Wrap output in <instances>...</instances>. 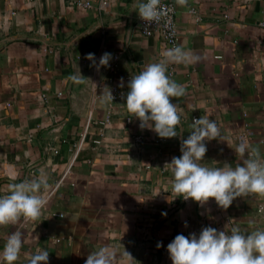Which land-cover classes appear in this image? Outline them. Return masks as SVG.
Segmentation results:
<instances>
[{"label": "crops", "instance_id": "1", "mask_svg": "<svg viewBox=\"0 0 264 264\" xmlns=\"http://www.w3.org/2000/svg\"><path fill=\"white\" fill-rule=\"evenodd\" d=\"M74 1L0 0V195L13 178L44 173L49 184L38 219L0 225V251L19 230L15 264H27L38 247L48 264H85L103 246L114 250L112 264H172L167 245L177 234L264 228V195L238 196L227 209L214 198L201 205L175 197L167 165L181 155L193 118L208 111L224 140L206 141L204 164L242 163L240 143L264 155V0H166L175 7L177 46L202 57L168 67L186 88L171 98L184 111L172 138L141 129L124 104L131 76L169 46L140 31L136 0L89 8ZM105 52H120L112 78L123 97L112 103L103 102L109 73L96 66ZM78 69L79 79L68 80Z\"/></svg>", "mask_w": 264, "mask_h": 264}, {"label": "clouds", "instance_id": "2", "mask_svg": "<svg viewBox=\"0 0 264 264\" xmlns=\"http://www.w3.org/2000/svg\"><path fill=\"white\" fill-rule=\"evenodd\" d=\"M178 2L184 4L186 0ZM136 8L139 17L149 24L167 15L161 0H136ZM158 56L159 59L143 64L142 70L131 76L124 104L127 111L139 119L141 129L152 130L161 138H172L179 135L177 126L184 111L171 102V98L185 96L186 88L168 75V67L170 64L196 63L202 57L181 46H162ZM86 58L96 64L94 53H88ZM111 59L112 53H103L97 69L109 66ZM80 75L78 69V73L68 80L77 81ZM103 97L105 103L114 99L110 89ZM211 117L212 113L208 111L193 118L192 131L182 140L181 155L174 156L167 164L173 174L171 185L175 197L192 199L201 205L214 198L218 206L227 209L238 196L264 195V155L259 148L246 143L236 146V153L245 158L235 167L229 163L222 167L203 163L208 150L206 141L224 140L217 120ZM48 187V177L44 173L21 182H15L13 178L8 193L0 195V225L15 224L21 217L38 219L48 204L42 191ZM173 199L172 195L168 197L169 202ZM22 245L23 233L19 230L11 233L0 251V264H15ZM161 246L162 242L157 244V247ZM167 251L172 264H264V228L246 232L239 226L228 231L205 226L199 234H177L168 243ZM113 255L112 248L103 246L90 253L85 264H112ZM48 261L47 249L38 247L27 264H48Z\"/></svg>", "mask_w": 264, "mask_h": 264}, {"label": "built area", "instance_id": "3", "mask_svg": "<svg viewBox=\"0 0 264 264\" xmlns=\"http://www.w3.org/2000/svg\"><path fill=\"white\" fill-rule=\"evenodd\" d=\"M93 1L94 0H76L74 1V3L78 6L89 8L92 6ZM161 2L165 6L167 15L162 17L161 20L151 24L142 20L139 17L138 27L144 35L147 36L153 34L159 35L169 47H175L177 46L178 43L175 7L172 2L166 0H161ZM119 58H120V52H113L112 59L109 61V66H105V68L109 73V77H108L109 89L111 90L112 95L114 97L113 101H110L111 103L114 101H118L123 97V90L120 88L119 85L113 83V78H112V75L118 69ZM137 138L139 139L140 137ZM258 210L261 212L262 207H259Z\"/></svg>", "mask_w": 264, "mask_h": 264}]
</instances>
